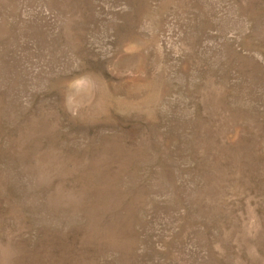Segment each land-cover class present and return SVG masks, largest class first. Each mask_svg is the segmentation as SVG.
Segmentation results:
<instances>
[{
    "label": "rangeland",
    "instance_id": "rangeland-1",
    "mask_svg": "<svg viewBox=\"0 0 264 264\" xmlns=\"http://www.w3.org/2000/svg\"><path fill=\"white\" fill-rule=\"evenodd\" d=\"M0 264H264V0H0Z\"/></svg>",
    "mask_w": 264,
    "mask_h": 264
}]
</instances>
